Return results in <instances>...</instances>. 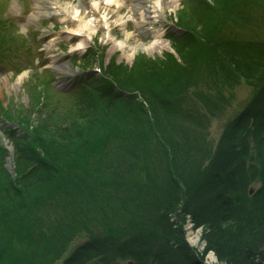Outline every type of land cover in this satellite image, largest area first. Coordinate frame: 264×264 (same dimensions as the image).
Masks as SVG:
<instances>
[{"label":"trees","instance_id":"16d2710c","mask_svg":"<svg viewBox=\"0 0 264 264\" xmlns=\"http://www.w3.org/2000/svg\"><path fill=\"white\" fill-rule=\"evenodd\" d=\"M182 3L178 59L110 61L88 72L104 92L81 82L35 118L1 109L0 264H202L187 215L219 263L264 264V0ZM242 84L255 97L212 152L202 120ZM199 86L220 100H189Z\"/></svg>","mask_w":264,"mask_h":264},{"label":"rangeland","instance_id":"374dc122","mask_svg":"<svg viewBox=\"0 0 264 264\" xmlns=\"http://www.w3.org/2000/svg\"><path fill=\"white\" fill-rule=\"evenodd\" d=\"M45 1L48 2L49 0ZM58 1L73 7L78 5L81 0ZM119 1L121 4L124 2L123 0ZM134 1L136 2V0ZM182 1L180 0L177 9L174 11L165 8L162 17L153 23V26L162 33L164 41L170 48L171 45L166 38V32L171 24L177 20V13L183 9ZM32 7V0H0V111L7 107L17 108L21 111H31V116L35 118L36 110L41 109L44 102H57L60 92L67 86L70 88L66 93L79 92L73 95L66 94L65 98L61 97V100L66 99L67 104L81 100L84 96L79 88L81 82H86V85L90 86L93 91L104 92L106 86L97 79H92V73L88 72L98 71V69L106 67L110 61L131 66L139 55L155 60L157 58L163 59L165 54L171 53L162 48L154 50L152 54L140 52L132 58L126 56L123 51L114 47L113 40L108 42L104 29L96 28L98 17L88 11L85 21L89 24L93 34L89 37L88 34L84 33L74 39L63 38L60 33L66 24L63 23L62 18L59 16L33 17ZM121 16L125 20V24L113 27L111 30L113 37L111 38L124 39L125 29L128 28L127 30L134 34L133 41L135 43L150 42L149 37L137 34L134 19L128 8L123 9ZM60 35L62 37H59ZM78 43H82L84 48L75 49L74 47ZM171 54L178 59L175 52ZM196 89L189 93V100L196 101V94L208 97L214 102L220 100L217 94L208 90L210 88L199 86ZM254 97L255 91L248 85L242 84L233 91V96L228 104H225L224 101L223 104L226 106L222 114L210 116L209 121L202 120L205 125L204 132H208L210 144H212V152L215 151L225 128ZM197 107L199 110L207 112L202 105ZM201 114L204 113L201 112ZM1 124L2 121L0 120V141L13 154L12 142L3 135ZM9 126L17 128L13 124ZM6 161L5 167L12 173V158H7ZM173 219L171 216V221H174ZM189 227L193 236L194 234L199 235L197 244L188 240L189 235L192 236L189 233ZM183 228L187 244L194 248L199 255H202V264H221L213 251H207V241L204 239L205 228L197 227L189 215L185 218ZM84 239L81 236L75 240L78 244ZM210 254L214 256V261L210 260ZM63 260L64 256L56 264L62 263Z\"/></svg>","mask_w":264,"mask_h":264},{"label":"bare ground","instance_id":"6f19581e","mask_svg":"<svg viewBox=\"0 0 264 264\" xmlns=\"http://www.w3.org/2000/svg\"><path fill=\"white\" fill-rule=\"evenodd\" d=\"M32 1L33 17L59 16L62 18L63 23L66 24L64 30L60 33L63 38L68 37L69 39H74L77 36H82L84 33L88 34V37L91 36L93 34L92 29L85 20L87 11L92 13L98 17L96 28L104 29L108 42L113 40L114 47L123 51L130 58L140 52L152 54L156 49L164 48L171 51L169 45L164 41L162 33L153 26V23L162 17L165 8H170L174 11L180 2V0H136V2L134 0H123L124 2L121 4L119 0H81L78 5L69 7L67 4L64 5L58 0H49L48 2L45 0ZM125 7L132 14L137 34L149 37V43H135L133 41L134 34L129 32L127 30L128 28L125 29L126 35L124 39L111 38L113 37L111 34L113 27L125 24V20L121 16V12ZM61 35L59 37H62ZM74 48L80 50L84 48V45L78 43ZM189 231L192 236L189 235L188 240L193 244H197L199 235L194 234L193 236L191 229ZM209 258L211 261L215 260L212 254L209 255Z\"/></svg>","mask_w":264,"mask_h":264},{"label":"water","instance_id":"95a60500","mask_svg":"<svg viewBox=\"0 0 264 264\" xmlns=\"http://www.w3.org/2000/svg\"><path fill=\"white\" fill-rule=\"evenodd\" d=\"M178 30V29H177ZM63 89H65V88H63Z\"/></svg>","mask_w":264,"mask_h":264}]
</instances>
